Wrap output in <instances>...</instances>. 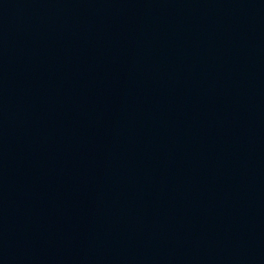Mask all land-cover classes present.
I'll use <instances>...</instances> for the list:
<instances>
[{
	"label": "water",
	"instance_id": "obj_1",
	"mask_svg": "<svg viewBox=\"0 0 264 264\" xmlns=\"http://www.w3.org/2000/svg\"><path fill=\"white\" fill-rule=\"evenodd\" d=\"M0 264H264V0H0Z\"/></svg>",
	"mask_w": 264,
	"mask_h": 264
}]
</instances>
